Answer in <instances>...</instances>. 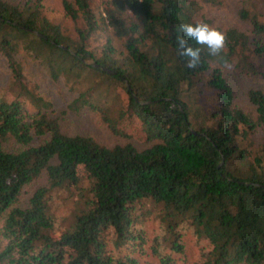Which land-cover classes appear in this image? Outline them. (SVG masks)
<instances>
[{"label":"trees","instance_id":"trees-1","mask_svg":"<svg viewBox=\"0 0 264 264\" xmlns=\"http://www.w3.org/2000/svg\"><path fill=\"white\" fill-rule=\"evenodd\" d=\"M239 2L255 47L230 28L219 55L193 42L203 50L191 69L177 37L182 23L213 26L199 0H63L74 32L42 0H0V53L25 96L0 99V264H178L183 224L211 245L199 264H264V87L239 93L227 72L250 71L264 53V15L258 0ZM22 54L78 93L70 110L147 144L64 131ZM151 216L163 232L148 259L137 253Z\"/></svg>","mask_w":264,"mask_h":264},{"label":"rangeland","instance_id":"rangeland-1","mask_svg":"<svg viewBox=\"0 0 264 264\" xmlns=\"http://www.w3.org/2000/svg\"><path fill=\"white\" fill-rule=\"evenodd\" d=\"M199 1L201 4L199 11L200 19H210L213 26L219 28L223 33L233 27L247 32L251 35L254 42L252 45L255 47L257 39L253 38L251 24L239 16V0H224L225 2L221 5ZM258 2L259 8L264 15V0H258ZM42 3L47 17L54 22L60 23L67 32H74V21L66 15L63 0H42ZM92 5H96V3H92ZM20 58L25 73L32 85L36 87V90L46 100L53 103V107L48 109V112L50 115L60 118L59 121L64 131L69 134L82 133L92 135L108 145H115L129 140L135 142L140 147L147 144L141 142L137 137L129 139L114 134L102 121V117L90 109H82L80 112L70 110L68 106L78 93L70 90L62 78L54 80L37 59L25 54L20 55ZM251 60L254 68H251L248 72L237 70L234 68V65H230L227 70L231 81L239 93H245L247 89L255 86L264 87V53L260 54L256 52L252 54ZM12 80L11 69L6 58L0 53V99L24 100L25 96L19 91V87ZM202 102L208 108H213V105L205 97L202 98ZM25 103L28 110L34 113L38 111L37 107L31 105L30 99L26 100ZM39 140L40 138L36 137L34 143L39 142ZM13 145L16 146V144ZM45 182L46 177H42L30 186H27L24 192V200H28L32 193ZM144 227L149 232L150 242L143 246L144 253L137 254L143 258L151 259V239L156 234L160 237L163 229L159 220L154 216L147 219ZM179 230L182 233L185 251L182 254H176L181 258L178 264H199L203 258V254L211 248L209 241L200 237L189 224H183Z\"/></svg>","mask_w":264,"mask_h":264},{"label":"clouds","instance_id":"clouds-1","mask_svg":"<svg viewBox=\"0 0 264 264\" xmlns=\"http://www.w3.org/2000/svg\"><path fill=\"white\" fill-rule=\"evenodd\" d=\"M180 30L183 35L177 37L180 54L186 58L188 68L194 69L201 63L202 47L207 48L209 55L216 56L225 48L226 35L206 22L182 23ZM187 37V39H185Z\"/></svg>","mask_w":264,"mask_h":264},{"label":"water","instance_id":"water-1","mask_svg":"<svg viewBox=\"0 0 264 264\" xmlns=\"http://www.w3.org/2000/svg\"><path fill=\"white\" fill-rule=\"evenodd\" d=\"M23 28H26V27H24V26H22ZM26 29H28V30H30V31H32V32H34V33H37V34H39L40 36H43L42 34H40L37 30H33V29H31V28H26Z\"/></svg>","mask_w":264,"mask_h":264}]
</instances>
